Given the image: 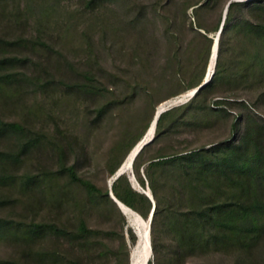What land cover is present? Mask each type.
Masks as SVG:
<instances>
[{"label":"rangeland","instance_id":"1","mask_svg":"<svg viewBox=\"0 0 264 264\" xmlns=\"http://www.w3.org/2000/svg\"><path fill=\"white\" fill-rule=\"evenodd\" d=\"M136 3L147 4V8L141 11ZM164 4L167 5L165 8ZM180 4V0H118L109 9L106 23L98 20L92 27L91 17L73 14L69 7H65V0L29 2V24L26 27L17 21L20 6H25L26 0H7L0 6V35L13 39L25 33H36L40 24L43 25L41 20H44L50 41L65 53V61L57 53L48 60L55 82L45 92L38 86L25 83L14 92L0 95L2 119L25 121L31 127L49 133L46 144L34 150L18 171L19 174L29 172L38 175L39 185L24 191L17 182L5 188L17 201L14 205L0 206V217L26 223H54L60 227H65V224L73 226L84 217L93 229L124 233L129 253L123 249L117 261L113 249L119 242L102 233L89 239V249L81 252L82 264H131L132 253L139 241V228L145 227L143 222L124 214L118 205L119 211L111 203H94L83 188L69 185L64 174L55 180L46 179L44 174L60 169L62 160L65 161L66 147L67 163L74 164L80 176L103 189H110V184H113L110 167L123 160L124 151L141 133L152 109L168 101H177L171 108L191 102L193 97L184 101V95L191 89L165 99L178 88L173 80L181 69L185 71L189 67L201 66L205 54L206 41L198 37L193 8L182 14ZM75 5L73 1L71 6ZM166 12L172 15L176 24L168 25ZM214 18L216 13L207 15V24ZM199 30L214 39V32ZM238 38L234 37L236 42H240ZM249 45L251 53L255 47ZM232 52L236 53V50ZM10 53L27 55L31 52L13 50ZM33 56L34 61L26 68L18 65L12 69L37 74L42 68L34 62L48 55H43V58H38L37 54ZM247 57L237 56V60H246ZM67 58L76 63L77 70L69 69ZM258 61H250L256 65L253 73H249L247 78L239 75L225 89L238 96L226 99L245 101L249 105L250 110H233L229 104L225 105L235 117L243 111L244 127L252 117L256 119L259 115L264 119V66L260 58ZM87 69L96 76L101 92L91 94L75 86L86 81L81 73ZM212 107L217 110L215 105ZM229 129L230 118L218 114L208 126L198 129L186 127L177 137L191 139L189 147H200L224 138ZM12 144L11 139L0 140V148ZM128 175L133 187L141 191L143 188L136 178ZM187 207L176 205L177 210H186ZM129 229L138 238L135 245L131 244ZM179 237L175 226L165 218L160 264H175L170 260L177 255V250L189 255L181 256L177 264H264V235L248 247L215 245L199 250H191L181 240L183 251ZM39 249L54 253V258L36 256ZM72 253L69 245L65 244V238L54 234L41 235L34 242L18 241L9 236L0 239V264H71ZM153 258L152 251L150 259Z\"/></svg>","mask_w":264,"mask_h":264},{"label":"trees","instance_id":"2","mask_svg":"<svg viewBox=\"0 0 264 264\" xmlns=\"http://www.w3.org/2000/svg\"><path fill=\"white\" fill-rule=\"evenodd\" d=\"M31 1L33 0H26V5L20 6L21 10L17 14V21L25 27L29 24L27 14L30 12ZM73 1L76 3L74 6L76 9L71 6ZM180 1L182 14H187V11L193 8L198 37L206 41L205 54L201 66L189 67L185 71L181 69L179 76H175L173 80L178 88L165 97L166 99L200 87L191 102L170 108L160 115L153 140L138 153L132 165L139 185L145 190L150 189L155 200V208L154 202L148 195L133 187L127 173L117 177L111 189H103L90 179L80 176L76 166L67 163L66 147L65 161L61 159L60 169L47 171L44 174L46 179L51 178V180L64 174L69 185L76 184L83 188L86 195L96 204L111 203L119 211L117 203L110 196L112 191L120 201L145 219H149L154 209L150 229L154 258L147 264L154 262L160 264V243L163 238L165 218L175 226L180 236L178 239L181 249V240L191 250L215 245L226 248L242 245L248 247L264 235V119L259 115L258 119L252 117L244 127L243 111L239 117H235L225 108V105L229 104L233 110L239 108L250 110L245 101L226 99L238 96L228 93L225 89L239 75L247 78L249 73L254 72L256 65L250 63L252 59L259 63L258 58H260V63L262 62L264 66V0ZM6 2L7 0H0V6ZM116 2L118 0H65V7H69L75 15L90 16L92 22L90 27H92L98 20L106 23L109 9ZM136 5L141 11L147 8V4L144 3H136ZM166 6L164 4L163 8ZM211 13H216V18L207 24V15ZM164 14L169 26L176 24L172 15L167 12ZM138 20L135 19L137 22ZM41 22L43 25L40 24L36 33H25L13 39L0 35V95L14 92L25 83L38 86L43 92L54 84L55 80L48 66V60L57 53L65 61V53L50 41L45 22L44 20ZM223 22L216 72L206 85L201 86L206 78L214 39L209 38L199 29L207 33L214 32L216 36ZM238 36L240 42L234 39ZM249 44L255 47L251 53H249ZM13 50H26L31 53L27 55L10 53ZM234 50L236 53L232 52ZM33 54H37L38 58L48 55L47 58L34 62L35 65H39L38 68H42L37 74L28 70L12 69L18 65L26 68L34 61L36 55ZM247 55L246 60H237V56ZM66 62L70 70H77L76 63L68 58ZM81 75L86 81L76 83L75 86L91 94L101 92L102 89L96 82L92 70L87 69ZM217 92L221 95H216ZM218 96L224 98L218 99ZM213 105L217 110L212 107ZM156 109L157 107L152 109L141 133L128 144L123 160L110 167L112 176L131 149L147 132ZM218 114L226 119L230 118V129L224 138L207 142L200 147H189L191 139L183 140L177 137L186 127L198 129L200 126H208ZM48 138L47 131L35 129L25 121H6L0 117V140L13 141L12 145L0 148V206L14 205L17 201V198L7 193L5 188L17 182L24 191L32 190L39 185L38 175L29 172L19 174L18 171L34 150L46 144ZM184 143L186 146L183 147ZM177 204L188 207L186 210H177ZM102 233L109 236L112 241L119 242L113 249L117 261L120 260L123 249L129 253L124 233H119L117 230L93 229L84 217L79 218L75 225L65 224V227L54 223L35 221L26 223L0 217V239L9 236L18 241L34 242L39 236L47 234L65 238V244L69 245L73 252L71 264H82L84 260L81 252L89 249V239ZM129 234L131 244L135 245L138 240L135 232L129 229ZM176 253L175 257H171L170 263L177 264L181 256H189L188 253L183 254L178 250ZM53 254L39 249L36 256L54 258Z\"/></svg>","mask_w":264,"mask_h":264},{"label":"bare ground","instance_id":"3","mask_svg":"<svg viewBox=\"0 0 264 264\" xmlns=\"http://www.w3.org/2000/svg\"><path fill=\"white\" fill-rule=\"evenodd\" d=\"M217 56H218V48L215 47L211 53L210 60L208 63V68H207L208 79H210L214 74V70L216 68V63H217ZM194 91L195 90L193 89V90H190L189 92H187L184 95V101L189 100V98L191 99V97H193L194 94L196 93V92L194 93ZM175 103H177V101L164 102L162 104H159L157 106V109H159L161 111H166V110L170 109L173 105H175ZM156 125L157 124H153L148 129L146 136L144 135L142 138L143 140L141 139L142 142L135 148V150L132 152V154L127 159L125 158L126 160L124 162L123 169L126 170V172H129V173L131 172V168L133 165L132 160H133L134 155L136 154L137 150L140 148L141 144H143L144 141L150 139L152 136H155ZM113 180H114V178L111 179V181H113ZM121 209H122L124 214L131 216V217L132 216L137 217L138 220L143 222V224L145 225L144 228L143 227L139 228V241H138V244L132 253L131 264H147V262H146L147 259L151 258V256H152L151 237H150V232H149V225H150L149 221H144V219L136 211H134L133 209H131L130 207H128L126 205H121Z\"/></svg>","mask_w":264,"mask_h":264},{"label":"water","instance_id":"4","mask_svg":"<svg viewBox=\"0 0 264 264\" xmlns=\"http://www.w3.org/2000/svg\"><path fill=\"white\" fill-rule=\"evenodd\" d=\"M226 13H227V12H226ZM223 26H224V22L222 23V26H221L219 32L217 33V35L214 37V44H213V47H212V51L214 50L215 47L218 48V46H219V39H220L221 32H222V30H223ZM210 79H211V78H210ZM210 79H208L207 74H206V78H205V80H204V83H203L201 86L206 85V84L209 82ZM199 88H200V87L195 88V89H194V90H195L194 93H195ZM163 112H164V111H161V110H159V109H156L155 114H154V117H153V120H152V122H151L149 128H150L153 124H157V121H158L160 115H161ZM149 128H148V129H149ZM147 131H148V130H147ZM146 134H147V132L145 133V136H146ZM153 138H154V136H152L150 139L144 141L143 144H141L140 148L137 150L136 154L134 155V158H133V160H132V163L134 162V159L136 158V156L138 155V153L144 148V146H146L147 144H149V143L153 140ZM142 140H143V139H142ZM142 140H140V141H139V142L133 147V149L128 153L126 159L132 154V152H133V151L135 150V148H136V147L142 142ZM126 159H125V160H126ZM125 160H124L123 163L119 166V168L117 169L115 175L113 176L114 180H115L117 177H119L120 175L124 174V173L132 174V175L134 176V173H133V167L131 168V172H130V173H129V172H126V170L123 169V165H124ZM134 177H135V176H134ZM114 180H113V181H114ZM111 183H113V182H111ZM111 188H112V184H110V189H111ZM137 190H139V189H137ZM139 191H140V190H139ZM141 191L144 192L146 195H148V196L150 197V199L154 202V208H155V200H154V198H153V195H152L150 189H149V188L146 189V190H145V189H142ZM110 196H111V198L117 203V205L120 207V209H121V205H125L122 201H120V200L114 195V193H113L112 191L110 192ZM126 206H127V205H126ZM121 210H122V209H121ZM153 214H154V209L152 210L151 215H150V217H149V219H148L149 224H150V225H149V232H150V229H151V222H152ZM149 260H150V258H148L146 262L148 263Z\"/></svg>","mask_w":264,"mask_h":264}]
</instances>
